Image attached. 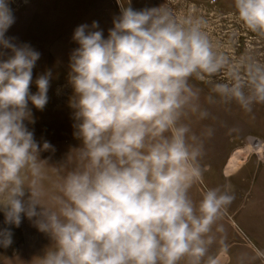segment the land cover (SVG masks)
<instances>
[{
	"label": "clouds",
	"instance_id": "obj_1",
	"mask_svg": "<svg viewBox=\"0 0 264 264\" xmlns=\"http://www.w3.org/2000/svg\"><path fill=\"white\" fill-rule=\"evenodd\" d=\"M118 3L121 15L107 39L88 25L74 31L79 47L70 56L69 106L82 143L75 166L55 186L58 194L45 203L47 161L40 153L54 148L48 141L41 146L25 121L35 122L29 103L38 110L48 103L51 73L37 78L38 92L31 94L40 53L6 38L15 17L8 0H0V48L11 51L0 60V212L6 225L19 227L27 217L54 241L41 264H179L184 258L201 264L209 234L234 196L226 185L206 190L198 206L190 198L206 169L199 163L202 143L183 118L208 113L200 111L189 80L210 81L226 70L228 82L212 91L250 111L264 103V64H233L214 50L200 18ZM234 7L247 29L264 35V0H234ZM12 235L0 229V245L10 246Z\"/></svg>",
	"mask_w": 264,
	"mask_h": 264
},
{
	"label": "rangeland",
	"instance_id": "obj_2",
	"mask_svg": "<svg viewBox=\"0 0 264 264\" xmlns=\"http://www.w3.org/2000/svg\"><path fill=\"white\" fill-rule=\"evenodd\" d=\"M120 3L127 6L129 0ZM8 5L15 22L6 38L29 44L40 53L30 93L38 92L35 81L39 76L51 73L48 103L43 110L29 103L35 122L25 121L41 146L48 141L54 148L40 153V159L47 161L43 187L48 195L44 202L50 203L49 197L58 194L55 186L75 166V148L82 143L74 135V110L69 106L74 91L69 81L70 56L79 47L73 40L74 31L88 25L89 30L102 31L107 39L114 20L121 15V7L118 0H8ZM130 6L137 11L162 7L177 18H200L205 21L204 31L214 50L225 54L233 64H264V35L246 28L238 18L234 0H131ZM93 22L98 23L97 29L91 28ZM0 52L5 53L0 60L11 55L8 49L0 48ZM227 82L226 70L210 81L190 78V85L199 93L196 103L208 116L201 118L199 112H189L183 118L191 129L189 135L202 143L199 163L206 169L190 189V198L198 206L206 190L226 185L234 196L209 234L211 243L201 264H207L209 257L215 264H264V103H254L250 111L235 101L224 103L212 89L216 83ZM210 96L214 102L209 101ZM209 129L211 136L207 135ZM252 138L262 143L261 152L252 149ZM232 162L236 164L233 169L229 168ZM4 228L13 235L10 246L0 245V264H41L45 252L55 248L54 241L27 217L16 227L6 225L0 212V229ZM179 264L190 261L184 258Z\"/></svg>",
	"mask_w": 264,
	"mask_h": 264
},
{
	"label": "built area",
	"instance_id": "obj_3",
	"mask_svg": "<svg viewBox=\"0 0 264 264\" xmlns=\"http://www.w3.org/2000/svg\"><path fill=\"white\" fill-rule=\"evenodd\" d=\"M251 141V146L254 151L261 152L263 150V145L259 140L252 138Z\"/></svg>",
	"mask_w": 264,
	"mask_h": 264
},
{
	"label": "bare ground",
	"instance_id": "obj_4",
	"mask_svg": "<svg viewBox=\"0 0 264 264\" xmlns=\"http://www.w3.org/2000/svg\"><path fill=\"white\" fill-rule=\"evenodd\" d=\"M234 159H235V158H233V161H234ZM235 165H236V164H235L234 162H232V163H231V166H229V168L233 169V168L235 167Z\"/></svg>",
	"mask_w": 264,
	"mask_h": 264
}]
</instances>
